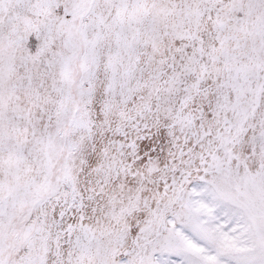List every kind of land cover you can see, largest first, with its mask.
I'll list each match as a JSON object with an SVG mask.
<instances>
[{"label":"snow or ice","instance_id":"1","mask_svg":"<svg viewBox=\"0 0 264 264\" xmlns=\"http://www.w3.org/2000/svg\"><path fill=\"white\" fill-rule=\"evenodd\" d=\"M0 264H264V0H0Z\"/></svg>","mask_w":264,"mask_h":264}]
</instances>
